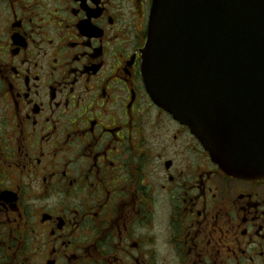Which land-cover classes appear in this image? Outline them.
I'll return each instance as SVG.
<instances>
[{"label": "flooded vegetation", "instance_id": "af4514ba", "mask_svg": "<svg viewBox=\"0 0 264 264\" xmlns=\"http://www.w3.org/2000/svg\"><path fill=\"white\" fill-rule=\"evenodd\" d=\"M150 4L0 0V264H264V179L145 93Z\"/></svg>", "mask_w": 264, "mask_h": 264}, {"label": "water", "instance_id": "95a60500", "mask_svg": "<svg viewBox=\"0 0 264 264\" xmlns=\"http://www.w3.org/2000/svg\"><path fill=\"white\" fill-rule=\"evenodd\" d=\"M141 72L226 174L264 178V0H152Z\"/></svg>", "mask_w": 264, "mask_h": 264}]
</instances>
